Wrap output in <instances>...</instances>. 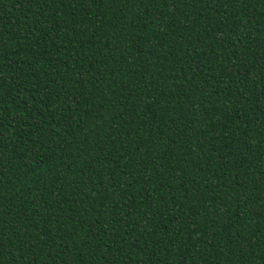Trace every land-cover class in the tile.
<instances>
[{
	"label": "trees",
	"instance_id": "obj_1",
	"mask_svg": "<svg viewBox=\"0 0 264 264\" xmlns=\"http://www.w3.org/2000/svg\"><path fill=\"white\" fill-rule=\"evenodd\" d=\"M0 264H264V0H0Z\"/></svg>",
	"mask_w": 264,
	"mask_h": 264
}]
</instances>
